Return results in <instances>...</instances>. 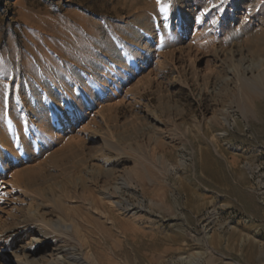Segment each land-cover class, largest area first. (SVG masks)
I'll list each match as a JSON object with an SVG mask.
<instances>
[{
  "label": "rangeland",
  "instance_id": "obj_1",
  "mask_svg": "<svg viewBox=\"0 0 264 264\" xmlns=\"http://www.w3.org/2000/svg\"><path fill=\"white\" fill-rule=\"evenodd\" d=\"M26 258L264 264V0H0V264Z\"/></svg>",
  "mask_w": 264,
  "mask_h": 264
},
{
  "label": "bare ground",
  "instance_id": "obj_2",
  "mask_svg": "<svg viewBox=\"0 0 264 264\" xmlns=\"http://www.w3.org/2000/svg\"><path fill=\"white\" fill-rule=\"evenodd\" d=\"M247 198V197H246ZM249 202H251V201H249ZM253 203V202H252ZM254 204V203H253ZM37 226H40V224H37ZM39 230V229H38ZM36 231V229H33V232H37V234H41V235H43L44 237H46L45 239H47L49 236H50V234H48V232L47 231H44V229L43 228H41V230H39V231ZM37 241H40V240H37ZM33 246V245H32ZM31 246V247H32ZM33 250V249H32ZM73 260L75 261V262H77V263H85L84 262V260L82 259V257H80L79 255H76V253H74L73 252ZM31 259H28V258H26L25 259V261H23V262H21V264H30L31 263V261H30ZM33 261V260H32Z\"/></svg>",
  "mask_w": 264,
  "mask_h": 264
},
{
  "label": "snow or ice",
  "instance_id": "obj_3",
  "mask_svg": "<svg viewBox=\"0 0 264 264\" xmlns=\"http://www.w3.org/2000/svg\"><path fill=\"white\" fill-rule=\"evenodd\" d=\"M157 3H160V0H157ZM167 5H161V11H167Z\"/></svg>",
  "mask_w": 264,
  "mask_h": 264
}]
</instances>
